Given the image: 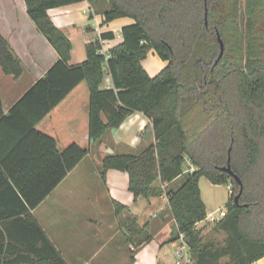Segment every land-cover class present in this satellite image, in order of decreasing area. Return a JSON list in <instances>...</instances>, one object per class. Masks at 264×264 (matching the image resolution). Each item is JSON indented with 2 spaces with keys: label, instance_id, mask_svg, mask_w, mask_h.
Instances as JSON below:
<instances>
[{
  "label": "trees",
  "instance_id": "16d2710c",
  "mask_svg": "<svg viewBox=\"0 0 264 264\" xmlns=\"http://www.w3.org/2000/svg\"><path fill=\"white\" fill-rule=\"evenodd\" d=\"M30 17L59 54L46 74L8 113L0 94V264H67L34 210L89 153L78 143L64 150L38 124L79 84L90 91L89 135L104 134L134 112L144 113L156 142L139 154H108L100 172H128L136 197L168 189L177 237L186 234L195 264H251L264 257V0H109L104 23L131 17L123 42L104 51L106 31L87 44V59L70 64L72 42L50 8L83 0H25ZM94 1V0H90ZM222 38L225 50L217 61ZM151 50L168 61L151 76L142 62ZM0 67L16 78L19 58L0 38ZM112 86L104 87L106 75ZM241 185L221 170L229 162ZM191 160L195 169L186 170ZM233 184L227 214L216 230L225 244L205 241L196 224L208 216L200 179ZM117 209H124L116 202Z\"/></svg>",
  "mask_w": 264,
  "mask_h": 264
},
{
  "label": "crops",
  "instance_id": "0c3cea01",
  "mask_svg": "<svg viewBox=\"0 0 264 264\" xmlns=\"http://www.w3.org/2000/svg\"><path fill=\"white\" fill-rule=\"evenodd\" d=\"M108 2L83 0L48 10L72 42L71 65L87 59V44L103 32L116 35L103 41L104 51L123 42L122 28L134 19L120 17L104 23ZM0 38L8 41L23 66L18 78L0 67V94L3 110L8 113L59 54L30 17L25 0H0ZM150 53L159 57L154 50ZM145 60L142 64L151 76L157 75L153 69L161 71L168 64L159 57V61L146 66ZM103 86H112L109 74ZM89 107L90 91L84 81L38 124L40 131L56 139L61 151L78 143L89 153L32 210L33 217L67 264H177L179 239L168 193L136 197L130 190L128 172L109 169L105 182L100 175L110 149L116 154H139L155 143L153 125L144 113L134 112L120 126L108 130L99 144L90 140ZM188 162L186 170H194ZM179 179L162 184V190L176 186ZM116 202L126 208L118 211ZM189 258L183 264H195L191 252ZM251 264H264V257Z\"/></svg>",
  "mask_w": 264,
  "mask_h": 264
},
{
  "label": "rangeland",
  "instance_id": "374dc122",
  "mask_svg": "<svg viewBox=\"0 0 264 264\" xmlns=\"http://www.w3.org/2000/svg\"><path fill=\"white\" fill-rule=\"evenodd\" d=\"M157 61H159V57L154 56L152 53H150L148 54V57L145 60V65L151 66ZM153 70H157V71H152V72H156V74H158V72L160 71L159 68L153 69ZM188 161H190L191 163L190 159H188ZM188 161H186V163L184 164V168H188L189 166ZM189 170L193 171L192 169H189ZM181 183H182V179L180 178L176 186H172V188H177L179 184ZM200 187H201L202 198L207 207L208 216L206 219L202 220L199 225L197 223L196 228L201 231L202 235L204 236L205 241L225 244L226 239L228 238V232L225 230L215 229L217 222L220 220V218L216 216L219 215L220 209H227V203L229 201V198L230 196L233 197V194H234L233 184L231 182L229 184H225V183L224 184H213L206 176H202L200 179ZM168 189L167 190L163 189L162 193L168 192ZM214 211L216 212L215 213L216 216H213V218H209V213L214 212ZM111 245H113V241L110 242V246ZM229 261H230L229 257H224L222 258L220 264H227Z\"/></svg>",
  "mask_w": 264,
  "mask_h": 264
},
{
  "label": "built area",
  "instance_id": "2783aa9c",
  "mask_svg": "<svg viewBox=\"0 0 264 264\" xmlns=\"http://www.w3.org/2000/svg\"><path fill=\"white\" fill-rule=\"evenodd\" d=\"M215 211L211 212L209 214V218H213V216L215 215ZM227 214V209H220L219 210V215H217L216 217L218 218H223L224 216H226ZM179 243L177 246V250H176V255H177V264H183L185 261H188L189 255H190V246L186 240V234L183 232H180L179 234Z\"/></svg>",
  "mask_w": 264,
  "mask_h": 264
},
{
  "label": "water",
  "instance_id": "95a60500",
  "mask_svg": "<svg viewBox=\"0 0 264 264\" xmlns=\"http://www.w3.org/2000/svg\"><path fill=\"white\" fill-rule=\"evenodd\" d=\"M218 38H219V41H220L221 52H220V55H219V57H218V59H217L216 62H218V61L221 59V57H222L223 54H224V50H225V45H224V42H223L222 38L220 37V35H219ZM110 152H111V154H112V153H113V150L110 149ZM221 170H223V171H225V172H228V173H229L230 175H232V177L235 178L236 181L241 185V190H240V192L235 196V201L238 202V201H239V198H240V196H241V193H242V191H243V183H242L241 178L238 176V174H236V173L233 171V169H232V167H231V163H230V158H229V162H228V164H227L226 166H222V167H221Z\"/></svg>",
  "mask_w": 264,
  "mask_h": 264
}]
</instances>
